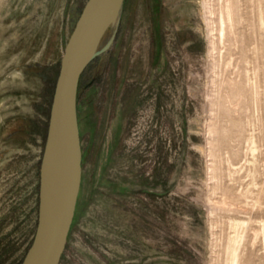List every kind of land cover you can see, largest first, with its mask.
Returning a JSON list of instances; mask_svg holds the SVG:
<instances>
[{
  "label": "rangeland",
  "instance_id": "1",
  "mask_svg": "<svg viewBox=\"0 0 264 264\" xmlns=\"http://www.w3.org/2000/svg\"><path fill=\"white\" fill-rule=\"evenodd\" d=\"M85 0H0V264H20L59 59ZM80 74L58 264H264V0H123ZM236 246V247H235Z\"/></svg>",
  "mask_w": 264,
  "mask_h": 264
},
{
  "label": "water",
  "instance_id": "2",
  "mask_svg": "<svg viewBox=\"0 0 264 264\" xmlns=\"http://www.w3.org/2000/svg\"><path fill=\"white\" fill-rule=\"evenodd\" d=\"M123 0H85L64 44L48 108L38 166L37 215L20 264H58L73 218L81 173L76 116L77 84ZM60 199L58 215L51 204Z\"/></svg>",
  "mask_w": 264,
  "mask_h": 264
},
{
  "label": "bare ground",
  "instance_id": "3",
  "mask_svg": "<svg viewBox=\"0 0 264 264\" xmlns=\"http://www.w3.org/2000/svg\"><path fill=\"white\" fill-rule=\"evenodd\" d=\"M59 208H60V199L55 198L51 204V216L53 217V220L58 215ZM235 263H236V250L232 251V258H231V264H235Z\"/></svg>",
  "mask_w": 264,
  "mask_h": 264
}]
</instances>
